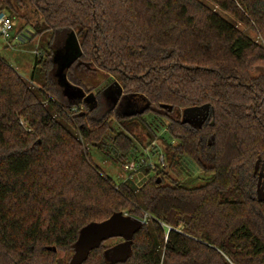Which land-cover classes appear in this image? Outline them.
I'll return each mask as SVG.
<instances>
[{
    "label": "trees",
    "instance_id": "obj_1",
    "mask_svg": "<svg viewBox=\"0 0 264 264\" xmlns=\"http://www.w3.org/2000/svg\"><path fill=\"white\" fill-rule=\"evenodd\" d=\"M209 1L264 42V0ZM27 11L38 18L33 36L48 40L29 80L0 57V264H62L71 254L70 264L81 231L118 214L144 220L128 256L108 261L103 240L79 264H264V47L200 0H0L13 20H29ZM66 35L79 52L69 85L87 97L85 78L100 71L145 107L106 108L102 87L92 109L69 100L53 63V41ZM192 109L204 110L197 125L181 118ZM151 114L167 120L166 137L145 122ZM113 120L120 132L110 137ZM131 136L161 140L168 169L188 158L210 179L188 188L153 170L139 186L116 184L86 148L109 138L125 164Z\"/></svg>",
    "mask_w": 264,
    "mask_h": 264
},
{
    "label": "rangeland",
    "instance_id": "obj_2",
    "mask_svg": "<svg viewBox=\"0 0 264 264\" xmlns=\"http://www.w3.org/2000/svg\"><path fill=\"white\" fill-rule=\"evenodd\" d=\"M209 8H212L220 17L227 20L228 22H234L231 17L222 11L220 8L216 7L209 0H200ZM26 17L29 19H14V27L9 33L8 38H3L0 36V57L4 59L15 71L24 79L29 80L32 76L33 68L35 65V57L39 51V45L41 42H45L48 40V36L43 38L40 41L39 36H33L32 24L38 20L35 15L26 12ZM237 28L247 35L252 41L257 42L259 45L264 47V42L259 38V36L253 31L247 29L240 23H235ZM54 51H53V63L57 67V74L55 75L57 84L63 88L67 87L65 83V77L62 75L61 71L66 69L69 65V58H67L70 54L76 53L75 46L73 44V39H71L70 35H66L63 42L59 45H56V39L53 41ZM68 68V67H67ZM63 70V71H64ZM68 70V69H67ZM65 70V72L67 71ZM107 76L100 72L96 71V73L89 75L86 81L87 88L91 89L92 95L96 96L97 90L101 87L103 91L101 93V99L103 101L104 107H110L111 105L116 104L117 110L121 114L141 111L145 107V103L142 98L138 97L128 102V98L122 96H117L116 88L113 83L106 79ZM72 87H74L72 85ZM75 88V87H74ZM182 118V117H181ZM145 122L153 127L155 125H160L158 128V132L163 137H166L164 125L167 124V120L164 118H155L152 114L146 115L144 117ZM110 131L109 136L113 137L115 134L120 131L117 128V123L113 120L110 122ZM142 131L139 130L136 133V136H142ZM134 140V137L131 136ZM110 139L107 138L106 143L107 147L103 150H98L96 148L87 146V151L90 156L91 162L98 167L103 174L110 177L116 184H120L126 179L130 178L134 184L137 186L141 185L145 182V180L154 175V171H162L160 177H168L170 179H165L164 184H171L172 180H177L181 182L188 188L199 187L208 182L211 177V174L204 172L199 166L194 164L188 158H183L178 160L177 165L170 170L168 169L165 163V166L158 163V155L160 153H164L162 141L158 139L148 140V138H144V140L139 144L134 140L135 149L132 151L133 154L128 156V161L125 164H132V162H141V160H146V164L142 166L141 169L148 170L150 168L151 171L148 173H129L124 170V162L125 158H119L114 151L109 146ZM145 152L149 153V158L144 154ZM158 152V153H157ZM135 157V158H134ZM134 158V159H133ZM135 160V161H134ZM151 163L152 166H148V163ZM84 235L80 237L78 241V246L75 248L73 254V261L77 264L79 263L86 255V252L89 248L93 247L96 244V233L91 228H87L84 230ZM103 247H111L109 253L110 261L123 259L128 255L129 245L127 242L117 236H112L104 239ZM60 257L63 258L62 264H68L69 258L67 256L60 254Z\"/></svg>",
    "mask_w": 264,
    "mask_h": 264
},
{
    "label": "water",
    "instance_id": "obj_3",
    "mask_svg": "<svg viewBox=\"0 0 264 264\" xmlns=\"http://www.w3.org/2000/svg\"><path fill=\"white\" fill-rule=\"evenodd\" d=\"M73 44L75 46L76 53L75 54L72 53L67 57V58H69V65L67 66L68 68L66 67L65 70L69 69L70 66L79 57L78 46H77V43L75 42L74 38H73ZM55 67H56V65H55ZM63 70L61 71V73L63 72L62 75L65 77V70L64 71ZM56 74H57V67H56ZM65 83H66L67 87L64 88V95L69 100L82 99L84 97V93H82V91L80 89H78L76 87L74 88L71 85H69L66 82V78H65ZM117 96L119 98L121 97V90L117 91ZM84 98H85V102L89 103L90 109H92L96 106V99H95L94 95L90 94ZM117 102H118V99L115 102V104H113V106H116ZM169 110H170V108H169ZM131 113H134V112L125 113V114H131ZM181 117L184 121H187V122H190V123L197 125L204 118V110L203 109L186 110L181 114ZM211 125H212V123H211ZM213 139L214 138L211 137L210 141L208 142V145L211 144V141ZM257 164L259 166L261 163L258 162ZM262 165H264V161H263ZM261 176H262V178H264V174L259 175V191L257 192V197H258L259 201H262L264 199V184L262 185V188L260 187ZM143 224H144V222L142 220H139V219L134 218V217H127L126 215L118 214V215L108 219L107 221H105L99 225H93V226H89L87 228H91L96 233V244L93 247L99 245L100 242L103 241L104 239L112 237V236H117V237L123 238L127 242V244L129 245L133 233L138 231L142 227ZM87 228H85V229H87ZM84 230L81 231L79 239H80V237H82L84 235L83 234ZM79 239H78V241H79ZM78 241L75 244V248L78 246ZM93 247H91V248H93ZM91 248H89V250ZM52 250L55 251V248H53ZM110 250L106 253V258L108 261H110V259L108 258ZM88 251L86 252V254L88 253ZM128 254H129V251H128ZM126 257H124L123 259H125ZM123 259H120V260H123ZM115 261H118V260H115ZM79 263H77V264H79ZM70 264H76L73 261V257H72Z\"/></svg>",
    "mask_w": 264,
    "mask_h": 264
},
{
    "label": "built area",
    "instance_id": "obj_4",
    "mask_svg": "<svg viewBox=\"0 0 264 264\" xmlns=\"http://www.w3.org/2000/svg\"><path fill=\"white\" fill-rule=\"evenodd\" d=\"M14 27V20L11 19L6 13L1 12L0 13V36L3 38H8L10 31ZM158 153V152H157ZM147 158H149V153L145 152L144 153ZM158 163L161 164L162 166L164 165V153H160L158 155ZM135 161V160H134ZM147 165L146 160H141V162H132V164H124V170L129 173H137L138 171L141 170L142 166ZM148 166H152V164L149 162ZM150 169V168H149ZM144 222V220H143Z\"/></svg>",
    "mask_w": 264,
    "mask_h": 264
},
{
    "label": "flooded vegetation",
    "instance_id": "obj_5",
    "mask_svg": "<svg viewBox=\"0 0 264 264\" xmlns=\"http://www.w3.org/2000/svg\"><path fill=\"white\" fill-rule=\"evenodd\" d=\"M262 172H264V165H262L261 163L258 171L259 175L262 174ZM260 182H261L260 187L262 188V185L264 184V179L262 180V176Z\"/></svg>",
    "mask_w": 264,
    "mask_h": 264
}]
</instances>
